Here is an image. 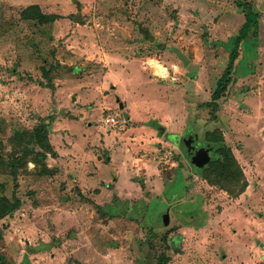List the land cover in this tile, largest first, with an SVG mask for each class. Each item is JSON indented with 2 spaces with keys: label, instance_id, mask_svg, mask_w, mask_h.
Listing matches in <instances>:
<instances>
[{
  "label": "rangeland",
  "instance_id": "1",
  "mask_svg": "<svg viewBox=\"0 0 264 264\" xmlns=\"http://www.w3.org/2000/svg\"><path fill=\"white\" fill-rule=\"evenodd\" d=\"M240 2L257 32L213 114ZM30 5L51 20L21 19ZM43 122L53 174H0L22 201L0 219L6 264H264V0H0V155ZM213 128L237 197L200 175Z\"/></svg>",
  "mask_w": 264,
  "mask_h": 264
},
{
  "label": "trees",
  "instance_id": "2",
  "mask_svg": "<svg viewBox=\"0 0 264 264\" xmlns=\"http://www.w3.org/2000/svg\"><path fill=\"white\" fill-rule=\"evenodd\" d=\"M239 7L244 12V23L240 27L238 34L235 37L233 46L229 50L228 62L221 76L216 82L210 100L205 103V107L212 109V113L218 109V100L226 92V88L231 81V75L234 71V64L239 56V48L241 42L247 38L250 33L256 34L258 27L259 14L255 9L246 2L238 3ZM20 18L24 20H39L46 22L51 20V17L44 16L40 13L37 5H30L20 12ZM49 124L43 122L33 128L31 132L23 131L14 133L12 138L13 143L17 146L13 147L11 153L6 156L0 155V174H6L12 177L14 186H17V178L23 175H28L27 161L33 162V174L43 175L51 174L46 168L44 160L47 154H52L53 147L47 138ZM204 139L213 147V156L201 169L200 175L210 185L219 187L227 192L232 197L239 196L244 192L247 183L244 174L236 161L231 149L224 143L222 134L217 129L208 130L204 134ZM11 140V139H10ZM40 147L41 151H37ZM35 148V149H33ZM39 168V170L37 169ZM37 169V170H36ZM47 170V171H46ZM3 183H0V192L3 190ZM8 198L0 194V219L12 215L22 205V201L15 194ZM1 238V231H0ZM166 238V237H165ZM165 257L161 260L164 262ZM0 264H6L5 259L0 254Z\"/></svg>",
  "mask_w": 264,
  "mask_h": 264
},
{
  "label": "water",
  "instance_id": "3",
  "mask_svg": "<svg viewBox=\"0 0 264 264\" xmlns=\"http://www.w3.org/2000/svg\"><path fill=\"white\" fill-rule=\"evenodd\" d=\"M74 1H75V0H74ZM76 4H77V8L80 7V4H79L77 1H76ZM117 101H118V99H117ZM119 107H120V108L122 107V104H121V103H119ZM156 128H157L159 134H162V133L164 132V130H165L164 127L159 126V125H158ZM207 162H208V161H207ZM207 162H206V163H207Z\"/></svg>",
  "mask_w": 264,
  "mask_h": 264
},
{
  "label": "built area",
  "instance_id": "4",
  "mask_svg": "<svg viewBox=\"0 0 264 264\" xmlns=\"http://www.w3.org/2000/svg\"><path fill=\"white\" fill-rule=\"evenodd\" d=\"M114 120H115V119L112 118V117H107V118L104 120V124H112V123L115 122Z\"/></svg>",
  "mask_w": 264,
  "mask_h": 264
},
{
  "label": "bare ground",
  "instance_id": "5",
  "mask_svg": "<svg viewBox=\"0 0 264 264\" xmlns=\"http://www.w3.org/2000/svg\"><path fill=\"white\" fill-rule=\"evenodd\" d=\"M155 68L157 69V73H162V68L158 65H155Z\"/></svg>",
  "mask_w": 264,
  "mask_h": 264
}]
</instances>
